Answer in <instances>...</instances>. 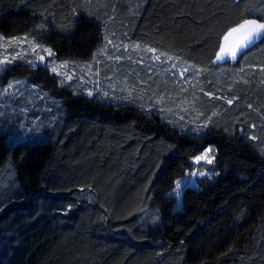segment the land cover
<instances>
[{
    "label": "trees",
    "instance_id": "1",
    "mask_svg": "<svg viewBox=\"0 0 264 264\" xmlns=\"http://www.w3.org/2000/svg\"><path fill=\"white\" fill-rule=\"evenodd\" d=\"M261 13L264 0H0V37L51 47L72 72L99 60L161 96L166 79L147 75L160 65L127 52L107 61L98 52L109 40L202 71L188 82L200 92L183 89L198 94L196 115L137 94L89 95L33 58L6 66V82L42 91L26 98L37 112L24 126L0 91V264H264V81L252 73L264 40L239 68L216 58L227 31ZM14 124L27 129L20 140ZM209 148L214 162L198 164ZM205 169L178 199L176 182Z\"/></svg>",
    "mask_w": 264,
    "mask_h": 264
},
{
    "label": "rangeland",
    "instance_id": "2",
    "mask_svg": "<svg viewBox=\"0 0 264 264\" xmlns=\"http://www.w3.org/2000/svg\"><path fill=\"white\" fill-rule=\"evenodd\" d=\"M28 39V38H27ZM11 39L10 41H12ZM30 40V39H28ZM7 40L0 39V60H3L5 55H15L17 52H21L24 54V59H34V54L28 50V44L22 43L17 45H12L8 47H4ZM35 42V41H34ZM259 42V41H257ZM36 44L40 45L39 43L35 42ZM256 45V44H255ZM44 46V45H42ZM48 47V46H45ZM51 48V47H48ZM52 49V48H51ZM40 55L45 56V61H54V56L49 57L46 53L41 51L40 49L37 50ZM53 51V49H52ZM124 52H127L131 54V56H145L147 57L149 55V61L152 63H149L151 67L154 68V64H159L160 67L155 66L156 68L151 70V72H147V75H151V77H163L162 79H166L161 81L167 89H164V93L161 92V96L157 95L154 91V89L147 87L145 85H148L147 80L142 81L141 76H137L140 73L137 74H127V72H122L118 67L115 68L113 65H107L104 67H101V64L99 63V60H96L95 62H86L79 64V67H75V71L73 70L71 66L68 65L66 69L63 71L67 73V75H59L61 81H68V83L76 82L78 80L79 85H84V90L87 91V93H91V95H94L96 93H100L103 98H112L113 97H131L135 94L139 95L143 100H153L157 104H163L164 102L171 103L172 108L176 110H185L187 112L192 111L193 114H199V108L196 109L195 102H193V108H190V102L189 100L199 99L198 94L189 95L185 90L183 89H189L192 92H200L198 89H194V86L188 87L189 81H192L193 79H198V76L202 74V71L199 67H194L191 64H188L184 62L183 60L172 57V56H166L163 54H156V52L152 51L149 47L140 45V44H134V43H119L114 44H106L104 48V53H102V57H104L107 61L109 60L110 55L113 56V53H120L118 56L123 57ZM246 54L238 55L237 59L233 60L230 57H225L222 60H219L218 68H222L224 66L226 67H237L239 68L242 65V61L244 60V56L247 55V50L245 51ZM12 56L7 57L9 60H11ZM4 57V58H3ZM159 57V59H157ZM17 58L16 60H18ZM112 59V58H111ZM148 59V58H147ZM101 60V59H100ZM119 60V59H118ZM116 60V61H118ZM256 61V62H255ZM252 65V73L254 74L255 80H261L264 81V60L262 58L255 59ZM57 64V61H55ZM231 62H236L235 65H232ZM238 62V63H237ZM100 64V65H99ZM11 64L6 65H0L3 69L6 68V66H10ZM51 65V64H50ZM154 65V66H153ZM175 65V67H173ZM239 65V66H238ZM106 72H105V71ZM186 70V71H185ZM8 72V71H7ZM6 69L0 73V91L2 90V95L4 98H8L11 100V103L13 104V107L10 108L8 106H5L6 112H11L12 115L18 116L22 120V124L24 126V119L30 117L32 113L36 110V108L33 106V103L36 101L34 99H29V106L28 109L24 108L23 104L26 101V98L30 94H32V91H42L40 87L37 84H33L29 79L24 77H14L10 82H20L16 83L15 87L10 89L8 92H4L3 90L8 87V84L10 82H6V75H7ZM76 72V73H75ZM183 73V75H181ZM133 75H136L139 79H135ZM67 76H71V79H68ZM77 77V78H76ZM200 77V76H199ZM149 78V77H148ZM161 79V78H160ZM151 80V79H150ZM200 80H202L200 78ZM77 84V85H78ZM187 86V87H185ZM138 87V88H137ZM147 99V100H146ZM33 101V103L30 102ZM230 101V100H228ZM31 106V107H30ZM37 107V105H36ZM13 109V110H12ZM34 110V111H33ZM37 112V111H35ZM195 119L198 118V116H194ZM9 130V129H8ZM27 129L23 128V131L19 130L18 126L16 124L12 127V136L16 138V140H20L26 133ZM242 131V128L240 129ZM211 149V148H209ZM208 149V150H209ZM205 151L200 156L204 155L206 152L208 153V157L214 162L215 159V150L212 148L211 151ZM196 158V157H195ZM194 158V159H195ZM196 161V159H195ZM198 164H205L210 165L206 160H201ZM200 173L207 174L209 171L207 169L205 170H198L188 174L180 181V189L179 192L181 194V189L184 185L187 183H195V178L200 175ZM175 194V192H174ZM176 195V194H175ZM178 199H181V195L177 197Z\"/></svg>",
    "mask_w": 264,
    "mask_h": 264
},
{
    "label": "snow or ice",
    "instance_id": "3",
    "mask_svg": "<svg viewBox=\"0 0 264 264\" xmlns=\"http://www.w3.org/2000/svg\"><path fill=\"white\" fill-rule=\"evenodd\" d=\"M0 39H3L0 37ZM264 40V13H261L258 17L253 15L252 18H246L241 23L237 24L236 26L230 28L227 33L223 36V43L221 44L219 53L217 55V60H222L225 57H230L231 59H237L238 55L246 54L245 50L249 49L250 47L254 46L257 41ZM27 43L28 50L34 54V59L26 61L27 63L31 64L32 67H36L37 64H42L46 70H48L49 64H51L50 71L56 75H67L66 72L63 70L68 67V63L64 62L61 64H57L55 61H45V56L40 55L37 51L40 49L44 53H46L49 57L55 55L51 48L38 45L34 43L32 40H28L27 37L24 38H13L12 41H6L3 45L4 47ZM109 44L112 43L111 40L108 41ZM104 49H100L98 54L102 53ZM17 58L23 60L24 54L21 52H17L15 55L12 56L11 60L5 57L3 60H0V65H6L14 62ZM159 59V57H157ZM175 67V65H173ZM4 69L0 67V71ZM264 70V69H262ZM186 71V70H185ZM183 75V73H181ZM68 79H71V76H67ZM16 83L20 82H11L8 84V87L4 89V92H8L10 89L15 87ZM63 83V81H61ZM91 95V93H89ZM228 103H232V101H228ZM253 140L256 139L255 136L251 137ZM209 152L211 149L208 150ZM196 162L199 163L201 160H206L208 163H211L212 160L208 157V153L206 152L202 156H198L195 158ZM200 175H204V173H200ZM180 182H176V188L174 192L178 197L180 195Z\"/></svg>",
    "mask_w": 264,
    "mask_h": 264
}]
</instances>
